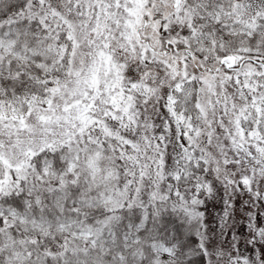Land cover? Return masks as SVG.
<instances>
[{
	"label": "snow or ice",
	"instance_id": "6c2138e0",
	"mask_svg": "<svg viewBox=\"0 0 264 264\" xmlns=\"http://www.w3.org/2000/svg\"><path fill=\"white\" fill-rule=\"evenodd\" d=\"M0 264H264V0H0Z\"/></svg>",
	"mask_w": 264,
	"mask_h": 264
},
{
	"label": "rangeland",
	"instance_id": "374dc122",
	"mask_svg": "<svg viewBox=\"0 0 264 264\" xmlns=\"http://www.w3.org/2000/svg\"><path fill=\"white\" fill-rule=\"evenodd\" d=\"M212 211H213V212H217V211H218V208H216V209H212Z\"/></svg>",
	"mask_w": 264,
	"mask_h": 264
}]
</instances>
